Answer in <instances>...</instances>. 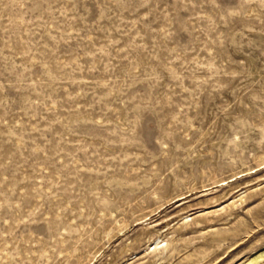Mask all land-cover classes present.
Masks as SVG:
<instances>
[{"label":"rangeland","instance_id":"374dc122","mask_svg":"<svg viewBox=\"0 0 264 264\" xmlns=\"http://www.w3.org/2000/svg\"><path fill=\"white\" fill-rule=\"evenodd\" d=\"M0 264H264V0H0Z\"/></svg>","mask_w":264,"mask_h":264},{"label":"bare ground","instance_id":"6f19581e","mask_svg":"<svg viewBox=\"0 0 264 264\" xmlns=\"http://www.w3.org/2000/svg\"><path fill=\"white\" fill-rule=\"evenodd\" d=\"M162 243H163V242H162ZM162 243H161V244H160V243H159V244H157V245H156V247H155V250H161V249H162V247H163V246H161V245H162ZM164 248H165V247H164Z\"/></svg>","mask_w":264,"mask_h":264}]
</instances>
